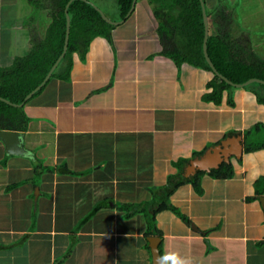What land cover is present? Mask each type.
I'll list each match as a JSON object with an SVG mask.
<instances>
[{
	"label": "crops",
	"instance_id": "1",
	"mask_svg": "<svg viewBox=\"0 0 264 264\" xmlns=\"http://www.w3.org/2000/svg\"><path fill=\"white\" fill-rule=\"evenodd\" d=\"M55 1L0 0L1 69L25 63L36 35L48 37ZM87 1L103 8L99 0ZM238 15L245 30L260 35L264 0H241ZM163 51L154 5L138 0L113 30V41L100 36L85 58L75 53L69 79L61 77L64 58L46 85L39 90L55 65L19 105L31 120L22 133L23 155L9 154L0 139V264H153L154 237L161 256L176 252L192 264H264V192L256 187L264 178V149L248 153L244 144L245 132L264 124V108L238 88L233 106L228 91L220 104L210 102L214 74L179 68ZM230 132L242 134L244 144L241 163L231 160L234 177L204 175L201 194L187 184L170 197L191 225L166 211L157 216L159 234L148 235L144 214L128 218L119 208L151 202L150 189L179 171L187 178L204 172H190L200 158L195 154L205 155ZM182 159L189 163L179 170L174 164ZM39 163L80 175L38 177Z\"/></svg>",
	"mask_w": 264,
	"mask_h": 264
},
{
	"label": "trees",
	"instance_id": "2",
	"mask_svg": "<svg viewBox=\"0 0 264 264\" xmlns=\"http://www.w3.org/2000/svg\"><path fill=\"white\" fill-rule=\"evenodd\" d=\"M70 1H55L56 8L53 10L55 21L49 28L48 37L38 41L39 35H36L35 50L25 63L21 60L9 71L0 68V79L3 82L0 85V96L15 105H20L48 77L52 67L65 50L68 30L66 10ZM116 1L119 8L118 17L122 18L121 20H128L131 16L129 14L134 0ZM149 1L154 5L155 15L159 21V35L164 48L162 56L175 61L179 68L188 64L214 74L213 80L207 86L210 90V93L207 94L210 102L220 104L223 94L228 91L231 95V106H233L232 95L233 90L237 89L236 86L246 84L252 79H259L263 83H253L246 86L245 90H251L258 103L264 105V58L253 51L247 38L243 36V34L248 33L245 29H241L240 35L234 31L237 23L234 21L233 15H238V5H234L232 9L225 5V0H218L219 5L217 3L216 10H212L206 0ZM203 1L207 5V18L210 23V36L206 50L218 74L214 73L205 55L206 31ZM34 3L38 8L43 7L40 1ZM102 9L107 12L104 8ZM70 12L72 32L69 51L62 62L63 65L67 66L66 72L61 76L64 79H69L67 75L72 72L75 53L81 52L82 57L85 58L91 43L100 36L113 41V30L117 27V25L107 21L102 12L87 0H74ZM107 15L111 17L109 13ZM59 74L57 70L55 77L60 76ZM15 105L0 100V131L26 133L31 120L25 112V108ZM234 135H238V133L230 132L226 136ZM245 135L246 152L264 149V124L253 126L245 132ZM203 154L204 152L196 153L195 157H201ZM188 163L189 160L182 159L174 165L180 168L179 170H183L182 168ZM36 171L38 177L45 172L80 175L72 173L66 166L48 168L40 163L36 165ZM234 174L232 162L223 163L209 174L198 172L191 178H187L183 171H179L177 175L169 176L166 185L150 189L153 196L151 202L119 205V208L128 212V218L138 213L144 214L148 224V235L159 234L157 216L166 211L179 215L187 224L191 225L189 218L172 205L170 197L187 184L193 185L196 192L201 194L200 178L204 175H209L214 179L226 180L233 178ZM256 187L261 189L262 193L264 192V178L256 183ZM102 208V205L98 206L91 216L80 224L79 228Z\"/></svg>",
	"mask_w": 264,
	"mask_h": 264
},
{
	"label": "water",
	"instance_id": "3",
	"mask_svg": "<svg viewBox=\"0 0 264 264\" xmlns=\"http://www.w3.org/2000/svg\"><path fill=\"white\" fill-rule=\"evenodd\" d=\"M138 0H134L133 7L130 11L131 15L137 6ZM94 4V3H93ZM203 4V12H204V21H205V31H206V38H205V55L207 58V61L209 65L213 68V71L215 74H218L216 69L214 68L206 50V45L208 41V37L210 36V27H209V20L207 18V5H205V2H202ZM103 14L104 18L109 21L110 23H113L115 25H119L123 23L125 20H114L111 18L107 13L100 7L94 4ZM70 5L67 8V17H68V30H67V38H66V45L65 50L60 59L57 61L55 66L52 69V72L50 73V76L48 77L47 81L43 83L39 90L42 89L46 83L52 78V75L54 71L57 69L58 65L62 62V60L66 57L68 51H69V45H70V38H71V32H72V17L70 15ZM221 77V76H220ZM222 79V78H221ZM226 80V79H224ZM227 81V80H226ZM228 82V81H227ZM262 82L259 79H252L246 84L243 85H237V88H244L248 85H251L253 83ZM33 94H31L28 99H31ZM1 100H4L0 98ZM6 101V100H4ZM8 103L12 104L10 101H7ZM14 105V104H12ZM19 106V105H15ZM23 106V105H22ZM0 139L5 143V145L8 148L9 154L12 155H23V139L24 135L20 132H12V131H0ZM25 151V150H24ZM244 153V144H243V135H235L232 137H228L226 140L222 141L220 145L209 149L205 155L198 158L196 161L192 163V167L190 169V172H196V171H204L210 173L213 169H218L223 163H230L232 158H235L236 160H240ZM262 204L264 208V199H262ZM151 243V249H152V256H153V264H159V258L161 257L160 250H159V243L160 238L154 237L150 238Z\"/></svg>",
	"mask_w": 264,
	"mask_h": 264
},
{
	"label": "rangeland",
	"instance_id": "4",
	"mask_svg": "<svg viewBox=\"0 0 264 264\" xmlns=\"http://www.w3.org/2000/svg\"><path fill=\"white\" fill-rule=\"evenodd\" d=\"M240 1L241 0H234L233 4L234 5H238V7H239ZM257 1H259V0H257ZM223 3H224V1H223ZM99 4H101L103 6V8L109 14H111L112 16H116L118 14L119 8H118L117 1L116 0H104V2L102 0H99ZM218 5H219V3H218ZM216 7H217V4L211 6V9L212 10H216ZM238 10H239V8L237 9V12H238ZM244 13L245 14H248V17H250V13L248 11L247 12L245 11ZM256 15H259V14H256ZM240 16H242V14ZM240 16L239 15H233L234 21L237 23V26H235L234 31L238 35L241 34V29L243 28V26L239 22V20H241V19H239ZM257 30L260 31V35L255 30H252L250 32L246 30L248 33L243 34V36L247 38V40L249 42V45L251 46V48L253 49V51L256 54H258L260 57L264 58V38H262L264 36V26H261V28H259ZM245 88L246 87L240 88V89L243 90V91H246V92L250 93L251 96H252V98H253L252 101H254L259 106H261L262 108H264V105L258 103L256 96L251 92V90H245ZM232 99H233V97H232Z\"/></svg>",
	"mask_w": 264,
	"mask_h": 264
},
{
	"label": "clouds",
	"instance_id": "5",
	"mask_svg": "<svg viewBox=\"0 0 264 264\" xmlns=\"http://www.w3.org/2000/svg\"><path fill=\"white\" fill-rule=\"evenodd\" d=\"M159 264H192V260L190 258L181 257L176 252H169L159 258Z\"/></svg>",
	"mask_w": 264,
	"mask_h": 264
}]
</instances>
